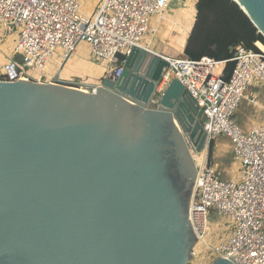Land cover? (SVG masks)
<instances>
[{"label":"water","instance_id":"obj_1","mask_svg":"<svg viewBox=\"0 0 264 264\" xmlns=\"http://www.w3.org/2000/svg\"><path fill=\"white\" fill-rule=\"evenodd\" d=\"M233 1L264 38V0ZM167 65L135 48L122 75L90 94L0 82V264H187L197 240L189 220L196 167L180 132L196 154L206 135L178 79L158 94ZM166 119L192 168L180 187L183 215L160 202L168 190L147 159Z\"/></svg>","mask_w":264,"mask_h":264},{"label":"built area","instance_id":"obj_2","mask_svg":"<svg viewBox=\"0 0 264 264\" xmlns=\"http://www.w3.org/2000/svg\"><path fill=\"white\" fill-rule=\"evenodd\" d=\"M169 3L170 0H101L95 14L88 17L81 13L82 0H0L1 30L8 35L18 31L19 35L14 48L19 58L0 82L23 77L41 83L47 78L49 60L66 62L80 44L90 45L99 62H108L104 78L116 81L133 49L150 51L142 45V39L149 32L156 33L151 19L161 16ZM255 46L256 49L240 46L235 50L229 60L233 68L228 77L224 73L228 61L162 56L168 65L158 94L172 79H178L203 112L206 148L217 137L226 135L233 142L235 158L243 166L240 183L221 181L207 164V156L205 165L196 167L189 220L197 238L194 246L206 249L200 254L193 246L187 264H211L218 258L235 264H264V125L244 134L233 120L253 81L264 84V45ZM222 64L221 72L216 74L215 67ZM73 83L86 90L94 89L82 82ZM251 103L258 104L254 99ZM260 106L264 110V104ZM210 209L234 223L230 236L217 246L205 238Z\"/></svg>","mask_w":264,"mask_h":264},{"label":"rangeland","instance_id":"obj_3","mask_svg":"<svg viewBox=\"0 0 264 264\" xmlns=\"http://www.w3.org/2000/svg\"><path fill=\"white\" fill-rule=\"evenodd\" d=\"M101 0H82V11L81 13L85 16L91 17L95 14V9L99 7ZM151 33L149 32L147 36ZM18 31L15 33L8 35L5 34L0 28V77L3 78L7 73V69L12 65V63L19 58L16 57L14 54V48L16 46L18 40ZM147 39V38H146ZM145 37L142 39V43L146 40ZM261 45V43H257ZM89 48L90 45H89ZM100 70L103 75L106 73L108 62L103 61L99 62ZM62 65L61 60L59 61L57 58H51L49 60L47 73L49 75L54 74L56 71L59 70L60 66ZM74 81L84 82L86 85H93L91 81H87L86 79H77ZM87 81V82H86ZM33 82V81H31ZM38 83V82H37ZM41 83H57L61 85H66L73 87L75 89H81L80 86L74 85V83H62L56 82L55 80L52 82H41ZM254 81L249 86V88L244 93V98L240 101L239 108L236 110L235 114L233 115V119L241 129L244 134H248V132L254 127H262L264 125V110H262L258 106H254L250 103V99L253 98L251 96L254 93ZM80 87V88H79ZM85 88V87H84ZM92 91H88L90 94ZM259 104L264 103V99H258ZM254 107L256 108L254 113ZM155 108V107H154ZM183 132V130H182ZM184 134V132H183ZM213 144V146H212ZM234 145L232 140L227 137L226 135H221L216 138L215 141H211L209 147L206 150V156L208 157V165L211 166L215 173L217 174L218 178L223 182H231L236 181L240 183L243 178V166L240 161L235 158L234 155ZM198 165L197 162L195 164ZM177 188V187H175ZM193 194V185H192V193ZM191 202V199H190ZM234 227V223L227 217L222 214H219L216 209H210L208 212L207 223H206V234L205 238L206 241L213 245L217 246L220 243L227 240L230 236L231 230ZM195 244V243H194ZM200 254H203L205 251V247L202 245H195L194 246Z\"/></svg>","mask_w":264,"mask_h":264},{"label":"crops","instance_id":"obj_4","mask_svg":"<svg viewBox=\"0 0 264 264\" xmlns=\"http://www.w3.org/2000/svg\"><path fill=\"white\" fill-rule=\"evenodd\" d=\"M197 1L170 0L168 9L161 16H154L151 19V27L156 28L157 31L154 35L150 34L145 37L147 39L142 45L160 56L169 58L185 57V48L196 20ZM100 65L99 60L93 56L89 45L80 44L72 57L66 62H62L58 71L51 75L47 73L44 82L55 80L56 82L68 83L72 81L73 83L78 82L74 81L77 79H86L91 81L92 84L94 83L93 85H96L94 87H99L105 76L100 70ZM224 73L227 77L230 75L225 70ZM82 83L84 84V82ZM253 87L254 93L251 95L253 96L251 99L256 100L258 103V99H264V84L255 79ZM251 99L249 100L250 103ZM253 105L261 108L260 105L262 104ZM255 110L254 107V113H256ZM233 120L235 121V119Z\"/></svg>","mask_w":264,"mask_h":264},{"label":"trees","instance_id":"obj_5","mask_svg":"<svg viewBox=\"0 0 264 264\" xmlns=\"http://www.w3.org/2000/svg\"><path fill=\"white\" fill-rule=\"evenodd\" d=\"M196 11L185 48L187 59L209 57L216 62L228 61L225 72L231 73L233 63L229 60L238 47L256 49L255 43L264 45V38L233 0H198ZM186 209V205L180 206L179 213L183 215Z\"/></svg>","mask_w":264,"mask_h":264},{"label":"flooded vegetation","instance_id":"obj_6","mask_svg":"<svg viewBox=\"0 0 264 264\" xmlns=\"http://www.w3.org/2000/svg\"><path fill=\"white\" fill-rule=\"evenodd\" d=\"M129 112L122 114L121 120H126L129 117ZM169 126L168 120H163L160 124V131L155 136L153 144L149 147L147 159L152 163V173L159 179V181L168 190L166 197L162 196L159 200L161 203H166L175 211H179L180 206L184 207L182 186L184 176L191 180V164L186 158L184 148L180 142L175 138L174 133H171L167 128ZM177 187V188H174ZM173 191V195L169 193ZM170 197V198H169ZM189 237L185 235L184 244L188 246Z\"/></svg>","mask_w":264,"mask_h":264},{"label":"bare ground","instance_id":"obj_7","mask_svg":"<svg viewBox=\"0 0 264 264\" xmlns=\"http://www.w3.org/2000/svg\"><path fill=\"white\" fill-rule=\"evenodd\" d=\"M237 1V0H236ZM243 9V8H242ZM244 10V9H243ZM245 11V10H244ZM222 67H223V64L222 65H218V66H216L215 67V73L216 74H219L220 72H221V69H222ZM172 76V75H171ZM171 76L168 78V79H171ZM19 80H21V81H25V82H28V80L26 79V78H21V79H19ZM100 85H101V82H100ZM86 86H91V85H88V84H86ZM100 87V86H99ZM88 88H94L93 90H86L85 88H81V89H74V90H77V91H79V92H84V93H87L88 94V91H92L91 93H94V92H96V90H97V88L98 87H94V86H91V87H88ZM162 88H160V90H161ZM176 125H177V127L180 129V127H179V125H178V123L176 122ZM180 131H181V129H180ZM181 134H182V136L185 138V144H186V148L188 149V151H189V153L191 154V158H192V160H193V163H194V165L196 164V162H197V166H199V167H203L205 164H204V160H206L207 158H205L206 157V150H207V148H205L201 153H199V154H196L195 152H194V148H193V146L191 145V143H187V140H186V137H185V135L183 134V132H180ZM206 141H207V137H206ZM196 165H195V167H197ZM192 198H193V195H192ZM192 198H191V200H192Z\"/></svg>","mask_w":264,"mask_h":264}]
</instances>
